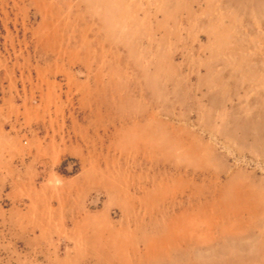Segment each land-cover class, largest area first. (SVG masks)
<instances>
[{
  "label": "rangeland",
  "instance_id": "374dc122",
  "mask_svg": "<svg viewBox=\"0 0 264 264\" xmlns=\"http://www.w3.org/2000/svg\"><path fill=\"white\" fill-rule=\"evenodd\" d=\"M2 93L0 264H264V0H0Z\"/></svg>",
  "mask_w": 264,
  "mask_h": 264
},
{
  "label": "crops",
  "instance_id": "0c3cea01",
  "mask_svg": "<svg viewBox=\"0 0 264 264\" xmlns=\"http://www.w3.org/2000/svg\"><path fill=\"white\" fill-rule=\"evenodd\" d=\"M9 105L11 106L13 105V106L11 107ZM24 109H25L24 104L13 103V98L11 94L5 95L2 93L0 99V135L1 136L6 137L12 134L13 129H15L14 122L16 121L21 122V120L25 118ZM15 110H19V112L16 113Z\"/></svg>",
  "mask_w": 264,
  "mask_h": 264
},
{
  "label": "bare ground",
  "instance_id": "6f19581e",
  "mask_svg": "<svg viewBox=\"0 0 264 264\" xmlns=\"http://www.w3.org/2000/svg\"><path fill=\"white\" fill-rule=\"evenodd\" d=\"M253 125V124H252Z\"/></svg>",
  "mask_w": 264,
  "mask_h": 264
}]
</instances>
